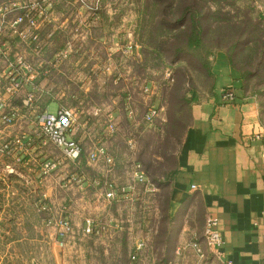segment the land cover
<instances>
[{"label": "crops", "instance_id": "crops-1", "mask_svg": "<svg viewBox=\"0 0 264 264\" xmlns=\"http://www.w3.org/2000/svg\"><path fill=\"white\" fill-rule=\"evenodd\" d=\"M106 5L98 6L97 18L89 26L92 15L85 6L76 0H62L45 28L48 44L42 60L36 63L43 71V89L38 97L41 106L51 111L70 106L79 112L80 125L74 138L83 146L82 157L77 161L64 158L60 148L42 143L32 125H20L13 132L24 127L33 141L21 153V163L4 158L12 163L8 162L4 170L11 173L9 169H15L19 178L44 186V203L54 209V214L64 213L72 221L73 233L64 244V258L68 256L69 262L264 264V124L257 97L245 93L239 71L225 52L218 51L213 63L215 95L192 107L191 124L175 152L177 172L169 182L167 199L162 184L150 181L148 189L146 183L134 181L128 173L132 162H139L133 159L128 145V139L135 140L134 85L139 79L153 83L159 97L162 90L155 80L141 78L129 62L132 55L119 50L118 43L134 39L130 40L125 31L114 34V29L105 35V12L116 13L112 5ZM68 43V56L57 59V53ZM16 49L26 50L22 46ZM137 53L140 55L141 49ZM229 87L237 99L223 103L220 95ZM139 91L148 102L142 86ZM23 96L12 98L11 104L22 107ZM110 116L117 127L114 133L108 132ZM97 145L105 146L114 157L112 171L103 161H89L88 151ZM46 161L57 164L43 175ZM72 175L80 176L81 182L72 181ZM108 182L117 188L113 199L105 196ZM150 208L157 209L153 217L146 212ZM208 215L218 217L217 228L224 238L220 257L204 236ZM86 217L101 227L99 233L84 234ZM153 219L161 224L166 221L169 227L164 231L151 228ZM194 242L203 254L197 252Z\"/></svg>", "mask_w": 264, "mask_h": 264}, {"label": "trees", "instance_id": "trees-1", "mask_svg": "<svg viewBox=\"0 0 264 264\" xmlns=\"http://www.w3.org/2000/svg\"><path fill=\"white\" fill-rule=\"evenodd\" d=\"M106 2L100 0L99 5ZM140 2L145 7L141 19L147 10L150 16L133 28L141 54L132 56L129 62L141 78L162 83L160 103L167 105L165 126L168 132L159 126L152 127L153 124L144 119L150 127L133 129V136L136 144L146 141L142 150L137 149V159L149 180L169 186L177 172L176 155H171L170 148L165 146L157 157L152 155L151 136L173 133L183 143L192 121L193 105L215 95L213 63L218 51H224L230 64L239 71L245 93L257 97L264 124V101L258 98L264 94V11L239 0H136ZM220 2L224 5H219ZM61 4L62 0H57L54 7L58 9ZM113 7L117 12L122 10ZM164 71H170L171 76L164 77ZM154 98L148 102L153 103ZM41 103L43 105V100ZM162 193L164 195V188ZM165 218L168 219L166 215ZM163 224L166 225V221Z\"/></svg>", "mask_w": 264, "mask_h": 264}, {"label": "built area", "instance_id": "built-area-1", "mask_svg": "<svg viewBox=\"0 0 264 264\" xmlns=\"http://www.w3.org/2000/svg\"><path fill=\"white\" fill-rule=\"evenodd\" d=\"M57 0H6L0 2V158H14L16 162H22L21 153L31 144L33 138L22 127L20 132L13 129L20 125H32L33 133L38 136L42 143H52L60 148L64 158L77 161L83 153L81 142L74 138L79 129V112L74 107L60 106L55 111L43 108L38 101L41 95L40 77L43 71L36 66L37 61L42 60L49 37L44 33L45 28L53 21L55 2ZM100 0H76L77 4L85 6L91 12L88 25L91 26L97 18V9ZM24 47L26 50L19 51L16 47ZM119 50L124 55H139L141 46L138 42L129 41L125 44L118 43ZM71 43L68 47L57 53V59L68 56ZM171 72L166 73L170 77ZM156 87L162 90V85L156 83ZM148 100L155 97L159 100L157 89L153 83L141 85ZM23 93L22 107L13 106L11 99ZM39 93V94H38ZM221 102L232 103L237 99L235 90L229 87L222 91ZM147 111L144 119L150 124L161 118L163 106L147 102ZM133 113V112H131ZM108 132L117 130L114 120L110 116ZM162 119V118H161ZM128 145L133 150L136 147L134 139H128ZM88 159L92 163L103 161L108 170H113L115 160L103 145H97L88 151ZM57 162L46 161L42 167L43 175L48 174ZM132 179L147 184L151 189V182L142 169L139 162H132ZM14 169H9L13 171ZM72 181L81 182V177L72 175ZM108 190L105 193L107 199L116 197L117 188L113 182L107 183ZM195 187V185H193ZM124 190V188H123ZM52 208L42 202L39 210L49 211ZM47 224L51 225L57 233L60 244H65L69 235L73 233L72 221L64 213H55L46 218ZM218 217L208 215L206 217L204 236L208 246L220 257L224 238L217 228ZM84 234L99 233L101 227L97 226L94 219L86 217L82 228ZM193 246L199 254H203L202 248L197 242ZM227 264H230L228 262Z\"/></svg>", "mask_w": 264, "mask_h": 264}, {"label": "rangeland", "instance_id": "rangeland-1", "mask_svg": "<svg viewBox=\"0 0 264 264\" xmlns=\"http://www.w3.org/2000/svg\"><path fill=\"white\" fill-rule=\"evenodd\" d=\"M240 3H250L255 6V9L259 11H264V0H239ZM211 2V1H210ZM105 7L117 6L120 11H116L115 14H110L105 12L104 22L105 35H109L111 30H115L114 34L124 33L130 39L135 40L133 35V28L135 24L142 21L144 18L150 16V10H147L144 18L143 3H136V0H108ZM212 5H215L211 2ZM112 5V6H111ZM219 5H224L220 2ZM218 7V6H217ZM142 9V10H141ZM144 11V12H143ZM115 36V35H114ZM118 38V35L117 37ZM224 52V51H223ZM168 71H164V77ZM145 82L142 79L136 81L134 87L136 88L135 96H133V101L135 103V115L134 117V130L140 128L150 127L144 120V114L148 107L147 99L141 95L140 87ZM162 84L161 82H159ZM162 95V93H161ZM258 98L264 101V94H260ZM163 106L161 112V118L157 119L156 123L160 129H164L166 132V122L168 120V110L165 103H160L159 100L154 98L153 103ZM136 110L139 112L137 113ZM264 113V112H263ZM154 127V126H152ZM170 133V132H169ZM181 133H179L180 135ZM151 135L149 134V137ZM148 137V135H146ZM150 147H153L151 151L152 155L162 151V147L165 146L167 149L170 148V154L177 152L180 147L181 140L177 138V135L172 133L165 136L153 134L151 136ZM145 140H142L141 145L136 144V147L131 150L133 159L138 160L137 149L142 150V145ZM151 150V148H150ZM149 153V151H148ZM129 154V156L131 155ZM159 154V153H158ZM10 162L7 159L0 158V264H79L76 259H70L68 256L64 258L65 246L60 244L59 238L57 236L56 230L46 222V218L53 215L54 209L45 212L39 210V205L42 202H46L44 196L45 188L43 189L40 184L35 183L30 184L23 178H19L15 174V169L11 173L4 170L5 165ZM12 165V163L10 162ZM163 169V166H162ZM160 168V171H162ZM130 170V169H129ZM128 173H132L130 170ZM127 177V174L124 175ZM125 177H123L125 179ZM130 178V176H129ZM132 179V178H131ZM168 185L162 186L165 190V197L170 193V187ZM163 195V196H164ZM164 199L160 200L161 210L163 209ZM165 206V203H164ZM167 207V205H166ZM119 207L118 210H121ZM149 210V209H148ZM156 208H150L149 211L151 216L156 212ZM150 224L151 228L162 229L163 225L159 221L153 219ZM168 224L165 227L167 229ZM88 238V237H87ZM184 238V237H183ZM89 241V240H87ZM142 244V243H141ZM155 244V243H154ZM67 254V253H66ZM188 258V257H187ZM193 260V256L191 257Z\"/></svg>", "mask_w": 264, "mask_h": 264}]
</instances>
